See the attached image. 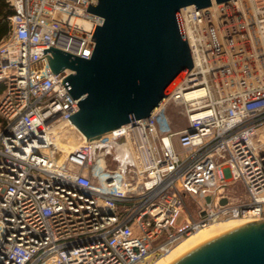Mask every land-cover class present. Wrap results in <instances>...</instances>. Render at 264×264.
Returning <instances> with one entry per match:
<instances>
[{"label":"built area","instance_id":"obj_1","mask_svg":"<svg viewBox=\"0 0 264 264\" xmlns=\"http://www.w3.org/2000/svg\"><path fill=\"white\" fill-rule=\"evenodd\" d=\"M232 1L183 7L192 69L149 117L87 140L70 117L80 98L61 81L74 71L54 74L42 54L52 45L89 58L103 18L90 0H7L0 264H150L208 224L264 219V0ZM172 103L187 118L179 130ZM68 128L79 141L61 153ZM187 195L202 202L198 219L184 214Z\"/></svg>","mask_w":264,"mask_h":264},{"label":"water","instance_id":"obj_2","mask_svg":"<svg viewBox=\"0 0 264 264\" xmlns=\"http://www.w3.org/2000/svg\"><path fill=\"white\" fill-rule=\"evenodd\" d=\"M213 1L229 0H90L87 10L103 18L91 38V56L44 48L54 74L74 71L61 81L80 98L70 117L87 140L147 118L159 107L193 67L181 9L208 8ZM167 264H264V219L213 233Z\"/></svg>","mask_w":264,"mask_h":264},{"label":"bare ground","instance_id":"obj_3","mask_svg":"<svg viewBox=\"0 0 264 264\" xmlns=\"http://www.w3.org/2000/svg\"><path fill=\"white\" fill-rule=\"evenodd\" d=\"M248 2H251V0H247ZM256 1V0H255ZM244 2L243 0H234L232 1V3L234 5H240V3ZM256 4V2H255ZM217 7V4H215V2L213 1V5H212V10H215V8ZM217 15V12H216ZM232 59L230 58L228 61H231ZM208 66V65H207ZM204 92V90L202 89H197L191 92L187 93V97L190 98H194L197 97L199 95H201V93ZM165 104V101H163L158 108L162 107ZM66 131H69V134L67 135V137L62 138V133L58 134V138L56 140V144H58L59 149L62 152H69L70 150H72L73 148H75V146L77 145V136L70 133L71 131H73L72 128H68ZM109 135V134H108ZM108 135L102 136L100 137L105 138ZM238 221H249V220H242V219H230L228 221H222L219 222L218 224H208L203 228H200L199 230H197L196 232L190 234L188 237H186L184 240H182L175 248L172 249V251L167 254L166 256L162 257L161 259H159L158 261H155L152 264H167L168 262H170L172 259H174L176 256H178L180 253H182L183 251H185L187 248H189L190 246H192L194 243L208 237L209 235L219 232L221 230H224L226 228L232 227L234 225L239 224L240 222Z\"/></svg>","mask_w":264,"mask_h":264},{"label":"rangeland","instance_id":"obj_4","mask_svg":"<svg viewBox=\"0 0 264 264\" xmlns=\"http://www.w3.org/2000/svg\"><path fill=\"white\" fill-rule=\"evenodd\" d=\"M167 114H168V116L171 119L172 127H173L174 130L182 129V128H184V127H186L188 125L187 118L182 113V107L180 105H176L174 103L170 104L167 107ZM78 141L79 140L77 138V142ZM176 141L177 140L175 138V142ZM227 190L235 198H241L242 199V198H245L246 195H247L246 191H245V188L241 185V183H238V182H235V183L231 182L227 186ZM201 204H202V202H201V200H199V198H194L191 195H187L186 199H185L184 214H188L193 219H198V217H199V208L201 207ZM223 221H228V220H223ZM236 221L240 222V223L245 222V221H238V220H236ZM219 222H222V221H217V222H214L212 224H218ZM186 237H188V236H186ZM185 238H183V240ZM159 259H161V258H155L153 261H151L150 264L154 263L155 261H158Z\"/></svg>","mask_w":264,"mask_h":264},{"label":"trees","instance_id":"obj_5","mask_svg":"<svg viewBox=\"0 0 264 264\" xmlns=\"http://www.w3.org/2000/svg\"><path fill=\"white\" fill-rule=\"evenodd\" d=\"M15 8L7 2L0 0V40L6 38L10 33V24L8 16L15 13ZM3 91V86L0 85V94Z\"/></svg>","mask_w":264,"mask_h":264},{"label":"crops","instance_id":"obj_6","mask_svg":"<svg viewBox=\"0 0 264 264\" xmlns=\"http://www.w3.org/2000/svg\"><path fill=\"white\" fill-rule=\"evenodd\" d=\"M4 39V38H3ZM2 40V39H1Z\"/></svg>","mask_w":264,"mask_h":264}]
</instances>
